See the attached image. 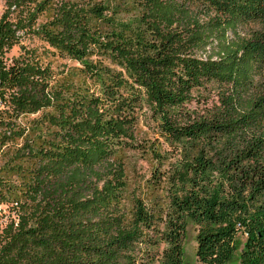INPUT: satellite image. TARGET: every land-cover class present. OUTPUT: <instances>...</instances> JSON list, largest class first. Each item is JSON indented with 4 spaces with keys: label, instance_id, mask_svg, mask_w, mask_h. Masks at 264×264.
Masks as SVG:
<instances>
[{
    "label": "trees",
    "instance_id": "obj_1",
    "mask_svg": "<svg viewBox=\"0 0 264 264\" xmlns=\"http://www.w3.org/2000/svg\"><path fill=\"white\" fill-rule=\"evenodd\" d=\"M5 145L0 264H182L189 220L200 264H227L239 235V264H264V0H5ZM125 152L149 177L129 181Z\"/></svg>",
    "mask_w": 264,
    "mask_h": 264
},
{
    "label": "rangeland",
    "instance_id": "obj_2",
    "mask_svg": "<svg viewBox=\"0 0 264 264\" xmlns=\"http://www.w3.org/2000/svg\"><path fill=\"white\" fill-rule=\"evenodd\" d=\"M5 6V0H0V15L2 14ZM48 15L43 14L38 17L37 23H42L47 19ZM20 45L26 46L28 49H36L37 53L40 57V61L43 65H47L53 71L55 77L61 78L65 77L67 73H75L76 76L73 78V82L75 84H79L82 82V77L80 74L76 73V69L80 67V65L71 61L65 57L59 56L53 49L49 48L44 42L39 40L37 37H26L21 40ZM21 53L19 45L14 46L9 53H7L6 58L11 60L12 58L17 57ZM95 59V58H94ZM106 63V61H104ZM39 113L35 115L22 116L18 119L17 123L22 126H29V122L38 117ZM139 133L145 135V138L148 141L152 140V136L147 129L143 127L141 124L138 125ZM147 132V133H145ZM21 143L20 140H17L14 147L19 146ZM165 147L163 146L162 149ZM12 149V148H11ZM11 149L7 148V146H3L0 151V178H8L9 175L5 172L4 163L7 159H9L11 155ZM148 154H140L138 152H125L123 157H125V171L127 172V177L130 182L139 181L140 179H146L150 175L152 161L148 157ZM10 180L13 182H17V178L15 176H9ZM2 189L0 188V191ZM2 193L5 192L2 190ZM7 206L8 204H0L2 208L0 212V229L6 223L7 217ZM5 215V216H4ZM196 228L189 220L187 221L185 236L182 245V264H200L195 256L196 250ZM245 237L243 235H239L237 238V250L232 257V259L227 264H239V255L244 243Z\"/></svg>",
    "mask_w": 264,
    "mask_h": 264
},
{
    "label": "built area",
    "instance_id": "obj_3",
    "mask_svg": "<svg viewBox=\"0 0 264 264\" xmlns=\"http://www.w3.org/2000/svg\"><path fill=\"white\" fill-rule=\"evenodd\" d=\"M2 208L0 207V212H1ZM5 216V215H4Z\"/></svg>",
    "mask_w": 264,
    "mask_h": 264
}]
</instances>
